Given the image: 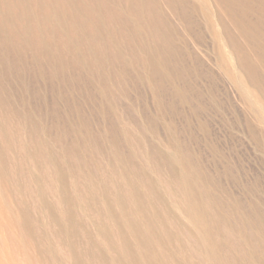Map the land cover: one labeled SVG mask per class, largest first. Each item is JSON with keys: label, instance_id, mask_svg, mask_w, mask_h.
Instances as JSON below:
<instances>
[{"label": "rangeland", "instance_id": "rangeland-1", "mask_svg": "<svg viewBox=\"0 0 264 264\" xmlns=\"http://www.w3.org/2000/svg\"><path fill=\"white\" fill-rule=\"evenodd\" d=\"M0 264H264V0H0Z\"/></svg>", "mask_w": 264, "mask_h": 264}]
</instances>
